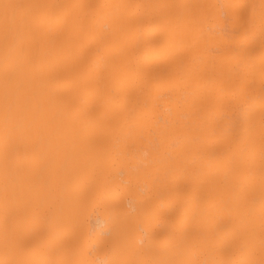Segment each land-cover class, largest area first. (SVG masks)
Wrapping results in <instances>:
<instances>
[{
    "label": "bare ground",
    "instance_id": "6f19581e",
    "mask_svg": "<svg viewBox=\"0 0 264 264\" xmlns=\"http://www.w3.org/2000/svg\"><path fill=\"white\" fill-rule=\"evenodd\" d=\"M0 264H264V0H0Z\"/></svg>",
    "mask_w": 264,
    "mask_h": 264
}]
</instances>
